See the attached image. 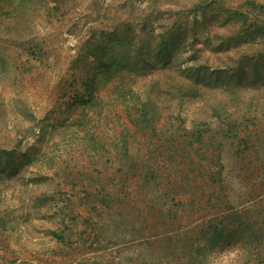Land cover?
<instances>
[{
	"label": "rangeland",
	"instance_id": "obj_1",
	"mask_svg": "<svg viewBox=\"0 0 264 264\" xmlns=\"http://www.w3.org/2000/svg\"><path fill=\"white\" fill-rule=\"evenodd\" d=\"M226 211L264 223V0H0V264H264Z\"/></svg>",
	"mask_w": 264,
	"mask_h": 264
},
{
	"label": "trees",
	"instance_id": "obj_2",
	"mask_svg": "<svg viewBox=\"0 0 264 264\" xmlns=\"http://www.w3.org/2000/svg\"><path fill=\"white\" fill-rule=\"evenodd\" d=\"M234 217H238V218H245V220H242L240 222L239 225H233V227L239 228L241 229L243 232H245L246 234H250L253 238V240L256 243V240H260L263 238L261 237L263 235V228H264V223L261 224L259 227H257V223H254L253 221H251L248 218H252L251 215H248V213L244 212V211H233V212H228L226 211L225 213V218L227 219H232ZM228 225L230 226L231 224L228 223ZM258 247L260 248L258 253L261 254L260 250H261V246L262 243L259 242ZM257 257H261V255H257Z\"/></svg>",
	"mask_w": 264,
	"mask_h": 264
}]
</instances>
